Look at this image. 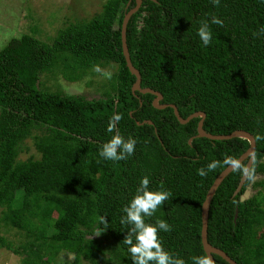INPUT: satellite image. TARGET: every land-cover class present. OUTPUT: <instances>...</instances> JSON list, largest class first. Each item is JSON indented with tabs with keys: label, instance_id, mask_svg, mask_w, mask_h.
<instances>
[{
	"label": "trees",
	"instance_id": "1",
	"mask_svg": "<svg viewBox=\"0 0 264 264\" xmlns=\"http://www.w3.org/2000/svg\"><path fill=\"white\" fill-rule=\"evenodd\" d=\"M134 5L135 0H105L89 20L60 28L51 43L21 33L0 49V246L21 255V264H53L61 252L72 255L70 264H133L123 243L131 225L120 221L145 175L150 190L159 191L162 185L172 193L153 216L145 217L146 223L165 220L171 226L170 232H158L164 249L186 264L206 256L201 204L228 165L226 158L237 159L249 142L198 137L200 116L180 123L171 107L152 104L154 94L132 91L135 76L125 64L120 28ZM214 15L223 26L211 23ZM202 21L209 22V46L197 34ZM262 29L261 0H220L219 7L211 0H142L126 26L140 86L160 92V104H174L182 118L203 112L202 127L209 133L243 129L255 138L251 177L232 196L243 173L233 169L209 207L207 239L237 264H264V178L252 183L256 193L242 198L256 169L264 170L259 162L264 139L257 140L264 137ZM109 63L118 68L112 75L113 92L103 97L40 88L43 72L59 68L74 80ZM114 114L122 119L109 133ZM116 132L136 140L126 160L99 155ZM27 138L38 158H20L28 149ZM212 161L218 166L208 171ZM200 168L205 176L198 174ZM9 229L23 232L18 246L2 234ZM213 257L215 264H229Z\"/></svg>",
	"mask_w": 264,
	"mask_h": 264
},
{
	"label": "rangeland",
	"instance_id": "2",
	"mask_svg": "<svg viewBox=\"0 0 264 264\" xmlns=\"http://www.w3.org/2000/svg\"><path fill=\"white\" fill-rule=\"evenodd\" d=\"M105 0H0V49L21 33H30L42 42L51 43L57 31L68 22L87 21L101 10ZM99 67L100 72L95 71ZM116 63L94 66L88 69L79 79L69 80L64 77L59 68L43 72L39 75L40 88L61 94L69 93L82 95L87 99L103 97L112 93L113 74L117 71ZM110 72L111 78L104 73ZM24 143L26 150L20 153L21 159L33 155L38 158L31 138ZM264 166V156L259 159ZM264 178V170L256 169L253 180L246 186L242 198H247L258 190L252 185L254 181ZM22 231L9 229L2 234L18 246L21 242ZM72 255L61 252L53 264H70ZM66 261V262H65ZM0 264H21V255L0 246ZM86 264V263H85Z\"/></svg>",
	"mask_w": 264,
	"mask_h": 264
},
{
	"label": "clouds",
	"instance_id": "3",
	"mask_svg": "<svg viewBox=\"0 0 264 264\" xmlns=\"http://www.w3.org/2000/svg\"><path fill=\"white\" fill-rule=\"evenodd\" d=\"M214 6L219 7L220 0H211ZM264 3V0H261ZM211 23L223 26V20L217 16H212ZM261 31H264L262 29ZM197 34L204 46H209L212 42V33L209 22L202 21L198 28ZM95 71L100 72L99 67ZM107 78H111V73H104ZM122 119L120 114H114L110 118L107 131L115 132L117 123ZM264 137L257 136V140ZM136 140L132 137L125 139L119 132H116L112 138L104 143L99 151V155L107 160L120 161L126 160L133 155L135 151ZM218 161H212L207 165V170H215ZM225 163L231 164L235 169H242L243 172L251 177V173L247 168H243L242 164L231 157H227ZM198 174L205 176L207 171L205 168L197 170ZM150 179L147 175L143 176L140 185L136 190V194L128 205L123 208L126 214L121 217V224L131 225L127 231V235L123 239V243L128 246L133 264H186L185 260L175 257L164 249L162 241L159 239L158 232L171 231V226L165 220H157L155 225L145 222V217H151L157 209L172 197V193L167 190L152 191L149 189ZM101 222L106 226L108 221L105 217L101 218ZM99 235V234H98ZM193 264H214L208 256L193 257Z\"/></svg>",
	"mask_w": 264,
	"mask_h": 264
},
{
	"label": "water",
	"instance_id": "4",
	"mask_svg": "<svg viewBox=\"0 0 264 264\" xmlns=\"http://www.w3.org/2000/svg\"><path fill=\"white\" fill-rule=\"evenodd\" d=\"M141 1L142 0H135V5L124 13L122 23H121V28H120L121 48H122V54L124 56L125 64H126V67L128 68V70L130 71V73L135 76V81L133 82V85H132V91L137 90L141 93L154 94L155 97L152 100V104L157 108L171 107L173 109L174 115L176 116V118L178 119V121L180 123H186L190 119L197 117V116H200V120L197 123V134H196V136H198V137L199 136L200 137H206V138H209L211 140H225V139H230L233 137H241V138L246 139L249 142V146L236 160H238L240 163L243 162L244 160H246L244 168H247L248 170H250V168L253 164V161H254L255 147H256L255 138L250 132L243 130V129H236V130H233L232 132H230L228 134H212V133H209V132L205 131L202 127L203 119L205 116V114L203 112L196 111V112L189 114L186 118H182L179 115L177 107L174 104H170V103L160 104L159 103V101L162 98V95L160 92L155 91V90L148 88V87L142 88L140 86V82H141L140 73H139L138 69L135 68V66L131 62L128 46L126 43V26H127V23H128L130 16L134 12H136L138 10V8L140 7ZM128 3H127V5H128ZM146 122L150 123V121H146ZM233 169H235V168L231 164H228L223 170H221V172L215 177L212 184L208 188V190L205 194L204 200L201 204V231H200L201 243H202V247H203V250H204L206 256L210 257L212 259V261L214 262V264H215V260H214L213 254L219 255L224 260H226L229 264H237V262L234 259H232L229 255H227V253H225L220 248L212 245L207 239L208 216H209V207H210L211 200H212L218 186L222 182V180ZM247 176L248 175H246L244 172L242 173L240 180H239L232 196H235L238 194V192H240L244 182L247 179ZM234 217H236V214L234 215Z\"/></svg>",
	"mask_w": 264,
	"mask_h": 264
}]
</instances>
